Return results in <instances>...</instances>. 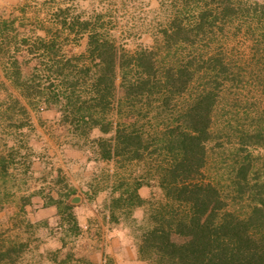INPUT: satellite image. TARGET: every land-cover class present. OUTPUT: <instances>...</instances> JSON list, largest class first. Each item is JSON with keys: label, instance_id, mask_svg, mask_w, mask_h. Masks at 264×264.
<instances>
[{"label": "rangeland", "instance_id": "obj_1", "mask_svg": "<svg viewBox=\"0 0 264 264\" xmlns=\"http://www.w3.org/2000/svg\"><path fill=\"white\" fill-rule=\"evenodd\" d=\"M193 1L0 0V157H6L4 163L0 159V245H24L12 256L15 260L1 264H117L106 254L109 231L122 224L139 248L154 225L153 213L167 202L151 171L164 159L150 155L153 148L145 159L102 161L93 141L110 136L95 130L81 139L57 107L28 105L12 84L14 59L21 62L23 79L33 72L38 56L30 49L38 37H56L61 53L70 57L86 53L87 34H77L78 27L71 30L65 20L91 21L131 55L154 51L160 79L169 69L182 75L174 89L169 86L168 122L153 107L139 111L132 101L117 111L125 95L120 79L109 119L135 123L147 133L163 127L180 131L187 127L183 113L200 101L195 111L206 114L210 108L203 181L216 187L224 209L237 217L247 218L257 206L264 195V0H232L234 14L210 18L201 28L196 22L206 3ZM179 25L191 41L163 43L165 30ZM209 94L212 99H206ZM15 99L27 114L10 108ZM22 118L30 127L16 130ZM136 179L153 194L141 206H115L116 198L134 190ZM50 199L74 206L78 235ZM137 210L142 219L134 217Z\"/></svg>", "mask_w": 264, "mask_h": 264}, {"label": "trees", "instance_id": "obj_2", "mask_svg": "<svg viewBox=\"0 0 264 264\" xmlns=\"http://www.w3.org/2000/svg\"><path fill=\"white\" fill-rule=\"evenodd\" d=\"M193 2L198 6L201 2L206 3L203 5L205 9L199 12V22H196L200 28L210 18L218 19V15L229 17L236 11L232 0ZM65 23L71 30L77 26V34H87L86 53L70 57L61 53L62 47L56 37L49 40L38 37L30 49L38 56L35 57L33 72L26 80L23 79L21 62L14 59L12 84L28 105L53 104L57 107L64 121L80 131L81 139L95 130L110 136L93 141L102 161L116 157L145 159L151 152L150 148H153L150 155L157 154L155 159H164L151 171L157 174L167 202L153 213L154 225L143 236L138 248L139 257L150 264H264V195H260L257 206L247 218H240L226 211L216 187L203 181L201 170L205 165V143L209 140L210 108L203 114L195 111L201 102L193 104V109L183 113L182 125L187 127L180 128V131L163 127L147 133L135 127V123L126 125L112 121L109 112L115 107L118 79L125 95L117 111L132 101L138 105L139 111L147 106L153 107L157 115L163 113L162 120L168 122L170 116L164 113L170 106L169 86L174 89L182 75H173V70L169 69L168 75L160 79L158 68L161 67L152 57L154 51L144 49L131 55L120 48L108 33L93 27L89 20L76 18L70 23L65 20ZM180 29L179 25L175 30H165L163 43L175 39L178 44L191 41L182 35ZM194 41L195 38L192 39ZM159 88L162 91L155 92ZM211 95H206V99H212ZM10 108L21 115L27 114V108L20 99L13 100ZM165 115L167 118L163 119ZM19 122L14 125L16 130L30 127L23 118ZM22 131H19V136H22ZM0 159L4 163L6 157L1 155ZM143 187L149 188L153 194V188L142 179H136L134 190L121 194L113 201L114 205L119 206L123 202L126 206H141L145 199L139 190ZM50 205L56 206L63 220V215L67 216L65 220L70 224V232L78 235L81 227L74 206L55 199H50ZM23 246L14 244L6 248L0 245V264L15 260L12 256L18 254V248Z\"/></svg>", "mask_w": 264, "mask_h": 264}, {"label": "crops", "instance_id": "obj_3", "mask_svg": "<svg viewBox=\"0 0 264 264\" xmlns=\"http://www.w3.org/2000/svg\"><path fill=\"white\" fill-rule=\"evenodd\" d=\"M139 194L143 199H147L151 194V190L143 187L139 190ZM134 217L137 219L142 217L139 210L135 211ZM108 238L106 254L112 259L114 258L119 264H149L139 257L138 246L134 243L133 236L122 224L109 231ZM90 258L92 261L98 260L97 257Z\"/></svg>", "mask_w": 264, "mask_h": 264}]
</instances>
